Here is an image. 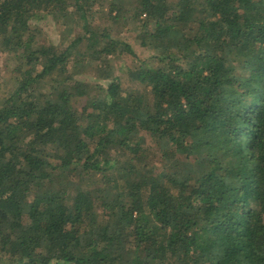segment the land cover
<instances>
[{
	"label": "trees",
	"instance_id": "trees-1",
	"mask_svg": "<svg viewBox=\"0 0 264 264\" xmlns=\"http://www.w3.org/2000/svg\"><path fill=\"white\" fill-rule=\"evenodd\" d=\"M0 53V264H264V0H0Z\"/></svg>",
	"mask_w": 264,
	"mask_h": 264
},
{
	"label": "rangeland",
	"instance_id": "rangeland-1",
	"mask_svg": "<svg viewBox=\"0 0 264 264\" xmlns=\"http://www.w3.org/2000/svg\"><path fill=\"white\" fill-rule=\"evenodd\" d=\"M64 22V21H63ZM72 24V22L68 23ZM34 26L38 27V29L41 32V35L44 37H47L49 40L59 43L62 39L61 31L63 29L62 24L57 22L55 18L50 15L46 14L36 20H34ZM2 53H0V95L5 93V91L8 90L10 87V77H11V71L10 67H6V64L9 63V58L5 60V58H2ZM130 58L125 57L123 59L124 61L129 60ZM90 79H93L91 75H88Z\"/></svg>",
	"mask_w": 264,
	"mask_h": 264
}]
</instances>
